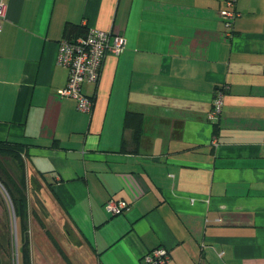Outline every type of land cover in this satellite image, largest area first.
<instances>
[{"label": "crops", "instance_id": "1", "mask_svg": "<svg viewBox=\"0 0 264 264\" xmlns=\"http://www.w3.org/2000/svg\"><path fill=\"white\" fill-rule=\"evenodd\" d=\"M4 1L0 138L28 142L9 168L63 241L35 242L34 264H144L159 246L164 264H264V0H237L231 36L223 0ZM67 24L126 38L82 84L90 112L58 92Z\"/></svg>", "mask_w": 264, "mask_h": 264}, {"label": "built area", "instance_id": "2", "mask_svg": "<svg viewBox=\"0 0 264 264\" xmlns=\"http://www.w3.org/2000/svg\"><path fill=\"white\" fill-rule=\"evenodd\" d=\"M237 0H223L220 18L224 25L226 36H231L234 19L239 14L236 9ZM7 3L0 0V30L6 18ZM126 38L118 28L111 26L107 30L90 27L83 34H70L58 42L57 61L67 68V82L59 89L61 97L72 98L76 108L90 112L93 108V98L82 91L84 82H96L99 79L102 63L108 52L118 55L125 47ZM222 85L214 92L212 108L208 113L210 120L216 119L223 105V98L228 89ZM128 207L123 199L110 198L105 202V208L112 214H117ZM168 258L164 247H156L144 256V264H164Z\"/></svg>", "mask_w": 264, "mask_h": 264}, {"label": "rangeland", "instance_id": "3", "mask_svg": "<svg viewBox=\"0 0 264 264\" xmlns=\"http://www.w3.org/2000/svg\"><path fill=\"white\" fill-rule=\"evenodd\" d=\"M9 161L12 162L14 160L10 159ZM11 162H9V164ZM15 162L18 163V165L22 167L24 171L25 165L22 159L16 160ZM29 200L31 202L32 198H30ZM30 208L31 207H29L28 202H27V212L22 217V222L24 226L23 227L24 241H25V244H27L30 264H34L36 263V259L34 257V248H33V244L35 242H36V245L40 244V248H43L45 245L48 248L49 247L52 248L51 250L56 248L58 252L59 250L61 252V247H63L62 245L63 241L61 240L62 239L61 235L55 233L54 236L55 238H57V242L59 244L58 243H56V245L53 244L54 246H56L54 247L50 243V241H48L49 238L47 236L48 234L46 233V227L49 225H45V223H43L45 219L41 220L39 217L33 216V213L31 212ZM18 220L19 218H17V222H18V225H20ZM17 222H16V214H15L11 199L9 195L7 194L6 190L4 189L3 185L0 184V261H1V264H18V257H20V255L19 253L16 252V248L20 245V241H18L19 240L18 233H20V230H19V227L17 226ZM39 250L41 252H44L42 249H39ZM53 260H54V264H61L60 257L58 258L57 255L53 257Z\"/></svg>", "mask_w": 264, "mask_h": 264}, {"label": "trees", "instance_id": "4", "mask_svg": "<svg viewBox=\"0 0 264 264\" xmlns=\"http://www.w3.org/2000/svg\"><path fill=\"white\" fill-rule=\"evenodd\" d=\"M87 29V27L77 24H67L66 26V30L68 31L67 35L83 34L87 31ZM138 134L139 132L137 131L136 135ZM27 146L28 142L23 140H9L7 138H0V184L3 185L10 197L16 214V222L17 218H19L18 221L20 224L18 225L17 222V226L20 230V233H18V241H20V245L16 248V252L20 255V257H18V264H30L27 244H25L24 241V226L22 222V217L27 212V197L23 188V182L17 181L9 168L8 160H20L21 155Z\"/></svg>", "mask_w": 264, "mask_h": 264}]
</instances>
